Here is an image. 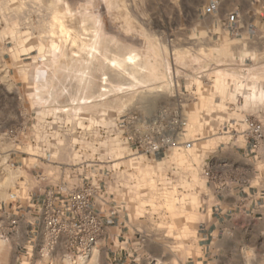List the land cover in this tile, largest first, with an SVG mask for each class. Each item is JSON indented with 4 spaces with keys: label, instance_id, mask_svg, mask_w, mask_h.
<instances>
[{
    "label": "rangeland",
    "instance_id": "rangeland-1",
    "mask_svg": "<svg viewBox=\"0 0 264 264\" xmlns=\"http://www.w3.org/2000/svg\"><path fill=\"white\" fill-rule=\"evenodd\" d=\"M228 18L251 19L258 33L240 38L213 26ZM251 54L264 69V0H0V264H190L200 252V196L159 194L150 178L162 164L134 157L126 137L181 102L188 137L199 138L189 153L215 155L218 122L201 112L224 113L213 98L228 88L242 108L264 99L251 97L258 78L249 61L238 65ZM118 166L128 217L87 256L61 245L42 253V227L20 223L29 207L8 214L15 194L32 199L62 180L97 184ZM223 243L217 264H264L260 241L243 230Z\"/></svg>",
    "mask_w": 264,
    "mask_h": 264
},
{
    "label": "built area",
    "instance_id": "built-area-1",
    "mask_svg": "<svg viewBox=\"0 0 264 264\" xmlns=\"http://www.w3.org/2000/svg\"><path fill=\"white\" fill-rule=\"evenodd\" d=\"M244 65L245 61L239 66ZM205 71L201 69L197 77L204 78ZM239 78L240 82L244 81V76ZM224 97L216 94L214 104H222L223 111L235 113V116L225 118V112L219 109L201 112L202 117L213 116L218 122L219 129L215 134L220 140L217 147H247L253 159L264 165V99L246 109L237 105L243 97L235 88H228ZM183 111L181 102L160 108L153 118L132 126L126 142L134 157L162 164L150 178L154 190L159 194L175 190L176 196L196 192L201 198L198 208L204 210L208 200H218V196L230 189L248 188L250 181L245 168L220 162L216 158L217 152L215 155L214 152L189 153L199 138L188 137ZM120 167L116 170L106 168L97 184L87 181L70 187L62 180L54 187H43L37 208L42 227V253H52L61 245L69 253L87 256L107 227L124 224L128 217L124 196L127 187L122 170L118 171ZM207 191L212 195L209 196ZM136 233L141 232L136 230Z\"/></svg>",
    "mask_w": 264,
    "mask_h": 264
},
{
    "label": "crops",
    "instance_id": "crops-1",
    "mask_svg": "<svg viewBox=\"0 0 264 264\" xmlns=\"http://www.w3.org/2000/svg\"><path fill=\"white\" fill-rule=\"evenodd\" d=\"M215 25L224 27L223 30L227 34L240 36V38H254L258 33L257 25L251 19H248L244 24L237 19H218L217 23H213V26ZM208 31L211 32V28H208ZM251 53H253V50H251ZM246 60L249 61L248 64L251 66L249 72L258 78V80H252V82L258 85L264 97V69L263 67L254 66L258 60H254L252 54L243 59L242 62L239 61L238 65H241L244 61L246 62ZM235 69L240 70L237 67ZM216 158L220 162H227L245 168L250 185L243 190L230 189L226 194L218 196V200H208V206L198 214L197 220L196 239L200 252L196 258L190 260V264H217V259L225 253L224 240L230 238L237 228L246 232L247 236L252 235V237L259 240L264 249V165L255 161L248 148L243 146L221 147ZM36 179L40 180L37 177ZM39 187V191H41V186ZM40 200V194L32 199L30 196L15 194L14 197L10 198L11 208L8 214L15 215L17 213L15 207H29L28 212H24V216L20 217V223L22 227L24 226L27 229L29 226L34 227L35 225L39 228L41 227V219L37 208ZM19 212L22 215V211ZM16 215L15 217H19L18 214ZM250 223H253V225H249ZM111 228L113 227H107L104 236L100 239L110 236ZM57 249L58 247L54 251ZM67 251L63 248V252L66 253Z\"/></svg>",
    "mask_w": 264,
    "mask_h": 264
},
{
    "label": "bare ground",
    "instance_id": "bare-ground-1",
    "mask_svg": "<svg viewBox=\"0 0 264 264\" xmlns=\"http://www.w3.org/2000/svg\"><path fill=\"white\" fill-rule=\"evenodd\" d=\"M94 43H95V40H93L92 42H90V43H88V44H85L84 45V47H85V49L88 51V53H90L91 51H92V49L94 48ZM127 60H129V61H134L135 60V58H134V56H131V55H129V56H127ZM111 63L112 64H120L118 61H116V60H111ZM255 85V84H254ZM253 91H252V98H254V99H262L263 98V96H262V92H261V89L258 87V85L256 84L254 87H253ZM262 101V100H261ZM171 205V204H170Z\"/></svg>",
    "mask_w": 264,
    "mask_h": 264
}]
</instances>
